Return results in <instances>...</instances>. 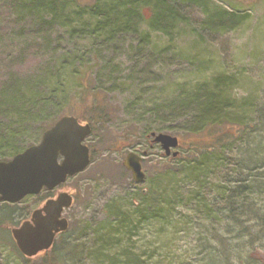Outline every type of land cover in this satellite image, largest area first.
Segmentation results:
<instances>
[{"label":"rangeland","instance_id":"1","mask_svg":"<svg viewBox=\"0 0 264 264\" xmlns=\"http://www.w3.org/2000/svg\"><path fill=\"white\" fill-rule=\"evenodd\" d=\"M233 1L213 0L246 14L234 30H203L201 7L191 5L188 20L175 27L172 37L147 29L149 40L139 43L132 37L98 41L62 22L43 34L32 12L0 0V84L19 73L23 111L37 112L27 123L25 116L9 118L22 132L12 149H0V157L11 158L13 151L38 143L44 123L61 112L71 114L83 83L106 97L111 113L85 141L93 148L91 164L55 189L74 196L64 213L70 228L56 239L60 251L63 238L72 242L64 243L65 264H264V247L250 238L232 239L220 215L203 221L206 213L194 199L196 180L184 173H158L159 163H166L164 149L158 143L150 149L144 137L150 129L169 134L188 129L187 99L199 88H212L219 76L229 103L249 106L247 117L264 105V0ZM143 13L149 18L151 9ZM179 149L184 155L185 148ZM132 150L146 153L143 183L122 163ZM200 184L201 192L217 190L213 178ZM150 190L160 204L143 208L139 193ZM42 201L39 195L17 203L0 200L6 224L0 228V264H28L11 228ZM41 254L32 259L38 262Z\"/></svg>","mask_w":264,"mask_h":264},{"label":"trees","instance_id":"2","mask_svg":"<svg viewBox=\"0 0 264 264\" xmlns=\"http://www.w3.org/2000/svg\"><path fill=\"white\" fill-rule=\"evenodd\" d=\"M11 1L15 2L19 9L32 12L35 19L39 18L41 21L39 31L43 34L45 30H50L62 22L76 34L83 33L103 42L132 37L139 43H144L150 38L149 30L172 37L175 27L188 20L187 8L191 5L201 7L203 17L199 25L210 33L234 30L244 22L246 16L235 7L229 9L213 0ZM234 1L243 3L242 0ZM145 7L151 9L149 18L143 13ZM18 74L15 73L11 81L0 84L1 150L12 149L16 140L20 139L18 134L22 132V129H16L9 123V118L25 116L28 119L24 123H27L37 117L36 111L32 113L23 111L26 107L22 103L25 94ZM221 78L222 76H219L215 79L212 88L206 86L199 88L189 97L190 99H187L186 111L190 113V126L183 132L175 131L174 134L179 137V148H185V154L182 155L180 151L174 157L164 153L166 163H159L158 173L174 175L184 173L192 180H196L195 186L199 188L193 191L194 199H197L199 204L198 210L206 213L204 222L213 214L218 217L220 215L230 228L232 239L250 238L252 244L264 247V105L256 109V116L247 117L250 113L249 106L234 107L230 104L226 97L227 86L220 81ZM80 87L82 91L79 102L69 113L90 122L94 131L99 124L108 123L111 119L108 101L89 83H83ZM38 108L39 106L35 107ZM63 115L65 114L61 112L51 118V122L44 123L41 134ZM152 132L150 129L144 133L150 149L156 144L151 136ZM25 148L13 151L10 157ZM91 151L93 159L92 146ZM5 159L9 158L0 157V160ZM217 173L220 174L218 177ZM208 178H213L218 183L214 185L217 190L214 191L212 188L214 193L201 192L204 185L200 183L207 181ZM139 198L142 199L140 204L143 208L160 200H157L154 190L139 193ZM203 198H209L210 202L204 201ZM154 211L158 212L155 209ZM3 220L0 219V228L4 229L6 224ZM207 228L213 230V226ZM62 236L60 235L61 238ZM62 243L61 251L56 249L55 243L51 249L43 252L39 263L35 261L36 259L26 257L21 252L20 254L28 264H65V253L68 249L64 248L72 242L66 237L62 239Z\"/></svg>","mask_w":264,"mask_h":264},{"label":"water","instance_id":"3","mask_svg":"<svg viewBox=\"0 0 264 264\" xmlns=\"http://www.w3.org/2000/svg\"><path fill=\"white\" fill-rule=\"evenodd\" d=\"M91 132L90 123H83L76 115H64L44 131L38 143L9 160H0V200L19 202L29 194L40 193L44 187L53 189L85 170L91 162V152L84 140ZM152 135L167 155H178V150L172 152L180 144L178 136L164 132H152ZM123 164L131 170L135 181L145 180L139 152H128ZM72 203V194L62 191L43 208L34 210L30 219L12 227L23 254L33 257L52 247L57 233L69 227L68 219L62 214Z\"/></svg>","mask_w":264,"mask_h":264},{"label":"flooded vegetation","instance_id":"4","mask_svg":"<svg viewBox=\"0 0 264 264\" xmlns=\"http://www.w3.org/2000/svg\"><path fill=\"white\" fill-rule=\"evenodd\" d=\"M58 187H59V186H58ZM55 189H56V188L48 189L47 187H44V188L42 189V191H41L40 194H38V195L40 196L41 200H43V201L41 202V204L39 205V207L36 208V209L43 208V206L45 205V203H46L49 199L56 198V197L60 194V192H62V191H59V192H58V190L55 191ZM44 194H45V195H44ZM73 198H74V196H73ZM5 202H7V201H5ZM73 202H74V201H73ZM10 203H17V202H10ZM68 208H69V207H65V208H64V210H63V214H62L63 217H66V216L64 215V213H65V210L68 209ZM36 209H34V210H36ZM34 210H33V211H34ZM32 213H33V212H32ZM31 216H32V214H31ZM31 216H30L29 218H25L23 221H25V220H27V219H30ZM66 218L68 219L69 226H70V220H69L68 217H66ZM20 224H21V223H20ZM18 225H19V224H18ZM15 226H17V225H15ZM11 229H12V228H11ZM64 233H66V231H61V232L57 233L56 239H57V237H59L60 235H63ZM11 234H12V230H11ZM56 239H55V241H56ZM53 246H54V245H53Z\"/></svg>","mask_w":264,"mask_h":264}]
</instances>
